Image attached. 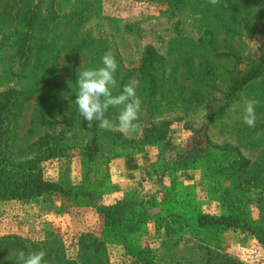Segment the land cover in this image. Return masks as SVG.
<instances>
[{
    "label": "rangeland",
    "instance_id": "rangeland-1",
    "mask_svg": "<svg viewBox=\"0 0 264 264\" xmlns=\"http://www.w3.org/2000/svg\"><path fill=\"white\" fill-rule=\"evenodd\" d=\"M145 45L158 56L142 67ZM108 51L139 80L138 127L110 119L131 144L90 132L74 102ZM7 93L0 180L39 170L69 194L0 199V264L20 250L80 264L81 235L87 264H264V0H0V105ZM114 205L122 231H102L98 209Z\"/></svg>",
    "mask_w": 264,
    "mask_h": 264
},
{
    "label": "clouds",
    "instance_id": "clouds-1",
    "mask_svg": "<svg viewBox=\"0 0 264 264\" xmlns=\"http://www.w3.org/2000/svg\"><path fill=\"white\" fill-rule=\"evenodd\" d=\"M213 5L218 0H209ZM118 62L111 51L105 52L101 58V66L85 68L77 77L78 91L75 104L78 106L80 116L87 122V127L96 126L104 130H110L112 121L107 118L110 108H118L116 116L118 130L122 134L134 131L138 127V121L142 110V99L137 94L138 79H130L118 94H114L118 88L116 72ZM258 101L249 100L244 107L243 123L249 128L256 126V105ZM43 250L25 253L20 250L17 253L16 264H46Z\"/></svg>",
    "mask_w": 264,
    "mask_h": 264
},
{
    "label": "trees",
    "instance_id": "trees-1",
    "mask_svg": "<svg viewBox=\"0 0 264 264\" xmlns=\"http://www.w3.org/2000/svg\"><path fill=\"white\" fill-rule=\"evenodd\" d=\"M141 59H140V65L143 67L146 64L152 61V59H155L158 55L156 51L153 49L152 46L150 45H145L141 51ZM260 72V70L253 69V70H246V72H243L242 74L235 75L232 78V85L233 88H239L242 86L246 81H248L250 78L254 77ZM130 73L132 71L126 70L123 71L119 77L116 75V78L118 80V88L114 90V94H118L119 91L122 90L123 86L129 82V77ZM6 103L0 105V130H1V124L3 122V119L6 116V113H8L7 109L9 107V93L6 95ZM119 109L118 108H110L108 113H106L107 118H116L118 115ZM12 115H15V117L18 115L17 112H14ZM152 126V125H151ZM87 127V126H86ZM90 132H97L100 129L98 127L93 126L91 128L87 127ZM148 130H154V128L148 129ZM107 134L113 135L116 137V139H121L120 134L117 131H112V130H107ZM151 134H144V140H137L136 143L139 142H150L152 139H149ZM152 138L155 140L158 139H163L162 136H158L156 138L155 136L152 135ZM121 142L124 143H132L133 141H127L121 139ZM90 149V148H89ZM88 149V150H89ZM186 159L182 161V165H185ZM43 194H58L62 196H67L69 194V189L63 188L61 185H59L56 182L51 181L50 179L44 178L38 171H30L26 175L20 176L19 180H0V199L3 198H15V199H29L34 196H40ZM83 195H87V192H83ZM106 206H102V208H99V214L101 217V225L103 226L104 229L109 233H118L122 231L119 229V227L122 225V207L120 206H108V208H105ZM200 220V223L206 224V223H223L224 225L228 226H235V227H241L243 229H249L251 232H253V229L249 227V225L245 222L240 223L239 220L237 219H232L229 216H220L217 218L213 217H207V216H200L198 217ZM83 239H91L90 236L88 235H81L80 236V249H78L79 253H81V256L79 257L80 264H87V259H86V252L89 249V244L93 242L94 240L91 239L89 241V244L83 245L82 242ZM259 240L261 242H264V234L261 233L259 236ZM10 246V245H9ZM57 252V251H56ZM138 252H143V250H139ZM142 259L146 260L145 256H141ZM146 264V261H145Z\"/></svg>",
    "mask_w": 264,
    "mask_h": 264
}]
</instances>
